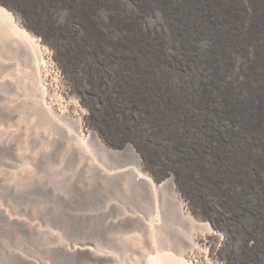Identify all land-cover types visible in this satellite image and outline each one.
<instances>
[{"label":"bare ground","instance_id":"1","mask_svg":"<svg viewBox=\"0 0 264 264\" xmlns=\"http://www.w3.org/2000/svg\"><path fill=\"white\" fill-rule=\"evenodd\" d=\"M0 17L4 49L35 51L27 113L78 122L70 156L92 167L41 222L39 254L10 264H117L121 245L134 264H264V0H0ZM107 192L155 212L117 215ZM168 209L180 222H160ZM129 227L139 242L117 236ZM37 230L3 222L0 238Z\"/></svg>","mask_w":264,"mask_h":264},{"label":"rangeland","instance_id":"2","mask_svg":"<svg viewBox=\"0 0 264 264\" xmlns=\"http://www.w3.org/2000/svg\"><path fill=\"white\" fill-rule=\"evenodd\" d=\"M0 19L3 20L2 17H0ZM0 22L1 25H3H0L2 27L0 28V35H5L0 36V87L3 88L2 84H4V82H11L16 88L15 91H17L15 92L11 90L9 92L6 87L3 89L0 88V91L6 89V93L4 91L0 93V111L3 109L1 108V105H6L5 108L8 106L7 108L11 107V109L16 110L14 118L8 121L0 119V140H4L9 148L7 150H0V223L23 222L26 225L34 224L38 229L35 231L36 234L32 238L20 234V237L16 238L18 241L9 240V237L6 234H1L0 264H10L13 259H20L18 257L34 258L39 254L40 234H42V232H40L41 222H56L60 207V202L58 201L60 194L63 192L64 194H67V196H70L73 191V184L86 185L88 182H91L92 167L90 162L83 158L82 154H78L75 156L76 158L74 157L75 162L74 158L70 156L71 140H74L76 129L80 126L78 122L71 120L62 123L59 120L52 118L53 122L56 123L59 128L55 130L51 128L47 122H45L46 119H41L40 117L39 119L34 114H30V111L27 113L28 108L30 107L29 105H33L34 102H32L30 95H28L29 93H27L25 85H27V82L29 81L25 78L26 73L30 72L28 57L34 55L33 52L35 51L33 50V52H31L32 48L28 45L25 47L28 49L25 50V52L24 50L22 52L24 54L20 52L11 53L10 51L4 49L2 39L10 41H13V39L9 38L10 32L7 29L8 26L6 27L4 25H7V23H5L6 21L3 20V23L2 21ZM6 29L7 32L5 31ZM5 33L7 35L9 33V36L6 39ZM16 41L18 40L16 39ZM25 62L26 65L24 64ZM10 71H13V73ZM17 85H23L25 88L18 87ZM18 91L21 92L18 93ZM59 99L62 98L59 97ZM29 102L32 103L28 104ZM25 105L28 106V108L25 107ZM45 113L49 114L47 112ZM93 150L94 148L90 149V151L88 150L89 154H87L91 160L94 156L96 160V152ZM127 156L128 158H126L125 155L111 154L107 159V162L111 166H118L123 164L126 159L135 158L132 154ZM71 157L72 160H70ZM139 161L142 163V160L139 159ZM97 162L99 163V161H96L95 163ZM19 174L23 175V177L20 178ZM65 187L66 191L63 190ZM120 194V192L117 194L116 192H112V194L107 192V194L105 193L104 195L106 197L108 195V200L110 196H115V199L117 198L116 202L113 201V204L117 205L116 212H119L118 214L116 213L117 215H120L121 212H125L127 214L128 209L129 215L136 214L138 219H141L144 215H148L150 212H155V208H153L155 204H151L153 206L150 205L151 201V203H154V199L151 195H147L148 197L150 196L149 198L147 196L141 198V201L143 199H147L146 201L140 202V200H135L133 203L132 200L129 199L130 195L127 192L122 193V195ZM125 201L129 206H131V204L132 206L136 204V206L134 205L135 208H132L131 206L130 208L132 209H130L129 206L125 204ZM137 201L139 202L138 204ZM141 208L144 209L140 211ZM167 211L168 212H166V214L159 215L160 222H180L175 217L174 212L170 209ZM166 215L168 216L166 217ZM136 216L135 218H137ZM169 217L172 219L170 220ZM137 230L138 229L129 227L128 229H125L124 232H122L123 230L118 232L117 236L121 235L123 237L126 236L124 238H127V235L131 234L128 238H132L133 240L136 239L134 241L137 243L142 236L140 231ZM147 237L151 239L149 236ZM111 250L113 256L116 257L117 264H119V262L120 264H134L133 260L137 258V255H131L122 245L118 247L115 246L114 248H111ZM115 254H119V257ZM117 257L120 260L119 262ZM120 258H125V261L128 259V261L125 263V261L122 260V262Z\"/></svg>","mask_w":264,"mask_h":264}]
</instances>
